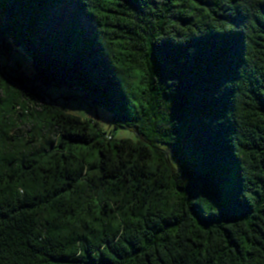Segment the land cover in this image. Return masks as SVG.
Here are the masks:
<instances>
[{"label":"trees","instance_id":"trees-1","mask_svg":"<svg viewBox=\"0 0 264 264\" xmlns=\"http://www.w3.org/2000/svg\"><path fill=\"white\" fill-rule=\"evenodd\" d=\"M12 46L0 264H264V0H0Z\"/></svg>","mask_w":264,"mask_h":264},{"label":"rangeland","instance_id":"rangeland-1","mask_svg":"<svg viewBox=\"0 0 264 264\" xmlns=\"http://www.w3.org/2000/svg\"><path fill=\"white\" fill-rule=\"evenodd\" d=\"M0 68L7 71L20 68V71L28 78L34 73L33 61L22 48L12 46L8 54L0 56ZM48 98L66 112L80 116L84 119L97 121L102 128L120 140L129 138L136 140V134L128 128H115L114 117L101 107L91 106L83 97L80 91L70 87H51L45 89Z\"/></svg>","mask_w":264,"mask_h":264}]
</instances>
